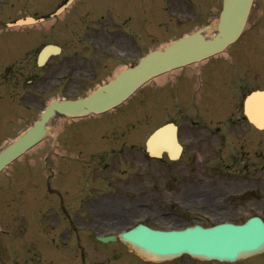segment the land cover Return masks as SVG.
Segmentation results:
<instances>
[{"label": "rangeland", "instance_id": "374dc122", "mask_svg": "<svg viewBox=\"0 0 264 264\" xmlns=\"http://www.w3.org/2000/svg\"><path fill=\"white\" fill-rule=\"evenodd\" d=\"M179 1L172 0V15L166 11L164 0H77L62 17L20 30L24 38L38 36L37 42L27 48V40L22 41L20 67H24L30 47L32 59L46 44H62L63 53L54 57L49 66L52 90L36 92L24 83L20 99L11 97L17 89L0 88V151L37 122L52 100L84 97L118 71L135 65L147 52L217 23L222 0H191L197 5L194 11L186 7L189 2ZM20 2L29 7L32 1ZM61 4L62 0H53V9L38 13L27 8L18 11L20 14L2 9L0 26L20 16L49 15ZM254 10L259 11H253L249 28L226 54L205 65L172 73L167 83L152 82L107 116L80 121L56 116L44 142L0 176V229L6 230V235L0 236V255L6 244L8 255L17 258L21 253L24 259L29 254L33 260L30 264H49L46 246L40 243L48 232L49 239L53 235L56 238L53 264H81V249L85 251L86 264L140 263L128 253L131 249L126 244H102L95 241V236L116 235L140 218L150 222L145 211L158 206L164 184L199 186L220 197L216 203L225 212L217 218H204V224H242L253 216L264 218V169L259 174L253 165L256 132L242 119L237 107L241 94L264 89V0H258ZM112 34L114 48L106 42ZM260 66L261 74L257 71ZM2 70L0 66V79ZM45 70L38 71L40 79L45 78ZM200 95L206 96L202 102ZM225 112L228 114L224 118L218 116ZM197 114L206 116L208 123L230 117V126L245 125L252 134L234 136L233 132H240L242 127H231L222 160L215 158L212 171L203 156L208 146L199 142L191 163L193 172L186 171L184 159V171L176 180L172 172L181 171L180 162L149 158L143 150L144 143L155 129L168 122L183 127L188 120L200 122ZM242 151L250 153V163L249 158L242 159ZM252 191L260 195L259 200L249 196ZM34 206L39 208L30 211ZM235 264H264V256Z\"/></svg>", "mask_w": 264, "mask_h": 264}, {"label": "water", "instance_id": "95a60500", "mask_svg": "<svg viewBox=\"0 0 264 264\" xmlns=\"http://www.w3.org/2000/svg\"><path fill=\"white\" fill-rule=\"evenodd\" d=\"M252 1L224 0L216 36L205 38L201 31L197 32L173 43L163 51L149 54L137 67L124 71L114 81L100 87L85 99L53 102L43 113L42 120L0 155V171L40 143L45 134V124L56 112L73 118L102 114L122 104L152 78L175 70L177 67L171 64L172 61L179 59L178 65H190L222 53L242 34ZM62 9L57 13H61ZM35 23L37 21L27 19L19 21L17 25ZM42 63L40 59V64ZM166 64L169 66L164 72L162 67ZM261 98L264 99V93H254L247 99L245 111L249 119L251 115L249 108ZM261 118L264 119V110ZM250 121L253 122L251 119ZM255 124L260 125V122ZM160 131L151 137L149 145ZM153 156H160V153ZM251 196L256 198L254 193ZM120 239L141 255L154 261L188 254L205 260L233 263L264 252V222L255 217L241 225L226 222L210 228L195 225L170 231L138 225L122 233ZM102 240L115 241L116 238Z\"/></svg>", "mask_w": 264, "mask_h": 264}, {"label": "flooded vegetation", "instance_id": "af4514ba", "mask_svg": "<svg viewBox=\"0 0 264 264\" xmlns=\"http://www.w3.org/2000/svg\"><path fill=\"white\" fill-rule=\"evenodd\" d=\"M21 0H0V10L3 9V12L6 11H13L15 14H20L18 11H21L23 8H27L30 10H33L35 13H38L39 11L47 12L48 9H53V0H31V4L28 7L25 3L22 5ZM46 1V2H45ZM63 1V0H62ZM257 1H255L254 8L257 7ZM20 2V3H19ZM19 3V4H17ZM48 8V9H47ZM258 12L259 10H252V13ZM262 12V11H261ZM263 14V13H262ZM252 15V14H251ZM31 16L40 17V15L36 16V14H33ZM42 16H48L46 14H43ZM22 17V16H20ZM19 18V17H18ZM16 19H13L11 21H15ZM251 20V18H250ZM7 22L0 26V66H2V77L0 79V88H14L17 89V91H14V93L11 94L12 98H20L21 95L19 93V90L23 87L24 83L29 85V88L34 89V91H40L41 92H48L52 90L53 85V73L52 68L49 67L52 63V59H49L46 66L42 69L45 70L46 76L44 79H40V76L38 74V71L40 70L37 65V58L39 51L37 52V55L35 59H32L33 49L30 47L31 52L28 54V57L24 60V67H20V62L22 61L21 54H22V41L27 40L25 44V48L28 47L29 44L35 43L38 40L37 35H25L29 38H24L22 36V33L24 31H17V33L13 30L6 31L5 26ZM14 43V44H13ZM38 46V45H37ZM247 46V45H246ZM246 50V49H244ZM249 50V49H248ZM246 53V52H245ZM243 52V55L245 54ZM257 53H254V55ZM30 57V58H29ZM19 58V59H17ZM19 67V69H18ZM257 71H260V74L262 73L261 66L257 68ZM245 86H241V89H244ZM245 94V93H244ZM29 96H26L28 98ZM202 96L200 102L203 101ZM3 98V96H0V99ZM2 100V99H1ZM0 107L2 105L0 104ZM182 105L180 106L181 109ZM183 109V108H182ZM181 109V110H182ZM228 112L222 113V115H218L222 118H224ZM191 116V115H190ZM195 117L200 118V122L188 120L186 122L185 127L183 125L174 122L177 125L178 128V137L179 140L183 146V154L181 158L174 162H180V166H182L181 171L172 172L174 174V179L178 180L181 178V173L184 171L183 167V161L184 159L187 160L186 162V171L189 173H192L193 165L191 163H194V157L196 156V145L201 142H206V151L207 154L203 155L204 158H206V161L208 162V166L210 167V171L213 170L214 166V160L216 157H218L220 160L221 158V152L226 150L227 141L230 140L229 134H231L230 128L231 127H242L240 128L241 131H235L232 135H240L247 134L251 135L252 130L248 128L245 125L237 126L239 124H236L235 126H230L231 118L227 117L226 119L220 120L217 123L207 122L205 119L206 116H202L200 114H197ZM213 124H216L215 126H211ZM214 127V128H209ZM1 130V128H0ZM256 134V149L254 152V160L253 165L255 166V170L257 173L262 174L264 165H263V131L255 129ZM184 140V142H183ZM214 145V146H213ZM216 145V146H215ZM226 146V147H225ZM209 148V149H208ZM244 148V147H243ZM204 149V148H202ZM224 157V156H222ZM242 159L249 158V163L251 162L250 153L243 152L241 155ZM162 160L170 161L168 154H165ZM219 172V170H217ZM261 177V176H260ZM48 189V187H47ZM162 200L158 202V206L147 208L145 213V217L150 219V222H146L149 226L154 228H160V229H166V228H174V227H182V226H188L195 223H205L204 218H217L221 214V212H225V208L221 209L219 204L217 205L216 201L220 198L215 197L211 195V193H208L204 188H201L199 186H182V185H173L169 186L164 184L162 187ZM49 192L54 193L53 191L49 190ZM213 193V192H212ZM244 205V204H242ZM38 206L35 207L37 209ZM102 218V215H101ZM51 220H48L49 223ZM6 235V230L0 229V236ZM48 232L44 233L43 238H40V243L45 244V252L48 255L49 258V264H53V258H52V246L54 241V236L51 237V239L48 238ZM51 240V242L49 241ZM18 247H20V243L17 242V253H18ZM4 248V254L0 255V264H30L33 262L31 259V256L26 252L28 255L22 259L21 253L18 254L17 258L16 255H8L6 251V244H3ZM36 256H39L37 254V251H34ZM80 261L81 264H86V257L83 250L80 251ZM133 257L137 258L140 263L136 262V264H210L205 261H201L198 259H194L189 256L180 257L177 259H173L170 261H164V262H151L148 261L139 255H137L135 252L131 251ZM131 255V256H132ZM259 258V257H258ZM262 258V256H260ZM257 259V258H256Z\"/></svg>", "mask_w": 264, "mask_h": 264}, {"label": "bare ground", "instance_id": "6f19581e", "mask_svg": "<svg viewBox=\"0 0 264 264\" xmlns=\"http://www.w3.org/2000/svg\"><path fill=\"white\" fill-rule=\"evenodd\" d=\"M219 26V25H218ZM218 28V27H217ZM217 28H216V30H217ZM209 30H212V29H206V30H204L205 32H209ZM165 47V46H164ZM163 47V48H164ZM162 51H163V49H162ZM216 56H218V55H216ZM210 58V57H209ZM209 58H207V59H205V60H201V61H197V62H194V63H191L190 65H178L179 64V62H178V60L179 59H176L175 61H172L171 62V64L176 68V70L175 71H168L169 73H164V74H162V76H157V77H154V78H152L151 80H153L152 82H157V84H160V83H162V82H164L166 79H167V77H169V75L170 74H172V73H179V72H182V71H184V70H186L187 68H195V67H197V66H199V65H205L208 61V59ZM169 66V64H166V65H164L162 68H164V72L165 71H167L166 70V68ZM124 70V69H123ZM123 70H120V71H118L114 76L115 77H118V75L123 71ZM174 70V69H173ZM122 74V73H121ZM120 74V75H121ZM119 75V76H120ZM150 80V81H151ZM151 82V83H152ZM151 83H149V84H151ZM136 95V94H135ZM134 95V96H135ZM263 101H261V99H259V100H257L253 105H252V107L251 108H249V112L251 113V114H256V116H257V118H258V121H261V114H262V111L264 110V99H262ZM252 116H254V115H252ZM254 122H255V118L254 119H252ZM68 121H70V120H68ZM261 126H263V125H261ZM45 129H46V131H45V135H47V134H50L49 132V129H50V122L46 125V127H45ZM59 132V131H58ZM58 132H57V134H58ZM57 134H56V136H57ZM174 136V139H176V137H175V129L172 127V126H168V127H166L165 129H163V130H161L160 131V133L159 134H157V136L156 137H154V139H153V149L154 150H157V152H159V151H164V150H166L165 148H167V150L169 149V151L172 153V154H174V152H175V147H173L174 145H173V142H172V140H171V136ZM50 136V135H49ZM156 152V153H157ZM63 155V154H62ZM124 231V230H123ZM122 231V232H123Z\"/></svg>", "mask_w": 264, "mask_h": 264}]
</instances>
